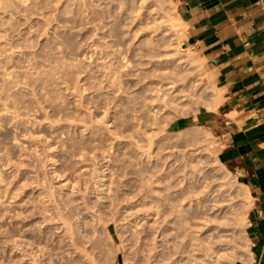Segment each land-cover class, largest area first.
<instances>
[{
    "label": "rangeland",
    "instance_id": "1",
    "mask_svg": "<svg viewBox=\"0 0 264 264\" xmlns=\"http://www.w3.org/2000/svg\"><path fill=\"white\" fill-rule=\"evenodd\" d=\"M176 15L173 0H0V264L39 231L59 251L65 219L95 234L97 264H154L198 184L219 207L208 240L243 258L245 184L217 156L227 129L190 120L216 85Z\"/></svg>",
    "mask_w": 264,
    "mask_h": 264
},
{
    "label": "crops",
    "instance_id": "2",
    "mask_svg": "<svg viewBox=\"0 0 264 264\" xmlns=\"http://www.w3.org/2000/svg\"><path fill=\"white\" fill-rule=\"evenodd\" d=\"M173 2L185 27L184 44L204 60L222 96L216 109H199L190 120L216 121L227 129L221 134L224 145L217 149L218 159L248 187L251 197L245 227L250 254L235 264H264V3Z\"/></svg>",
    "mask_w": 264,
    "mask_h": 264
},
{
    "label": "bare ground",
    "instance_id": "3",
    "mask_svg": "<svg viewBox=\"0 0 264 264\" xmlns=\"http://www.w3.org/2000/svg\"><path fill=\"white\" fill-rule=\"evenodd\" d=\"M175 19L178 21L180 25L179 27L182 29L180 34L183 35L184 34L183 21L180 18V16H178V14L175 16ZM173 23L175 24V22ZM179 47L180 45L178 42L176 48L178 49ZM190 50L192 51V55H190L191 51H189V54H187V56H190L192 59L193 58L195 59L193 55L194 52L192 50V47L190 48ZM201 79L205 80L206 82L209 79V76L204 75ZM169 87H174V84H170ZM221 101H222V96L220 89L215 86L212 91V101L208 105V108L216 109L219 103H221ZM201 163H204V161H201ZM201 170L202 168H199L197 170V174H200ZM200 186H202V188L199 190ZM205 188L206 185L198 184V186L192 188L190 191L185 190L178 193L177 201L179 203L175 204L174 206L175 207L178 206V208H176L177 216H181L183 217V219H181L180 222L175 224L176 226H174V229L177 232L175 237L166 238L167 242L172 241V243H170L168 246H166L167 244L165 243L164 247H167L166 250L163 253H161V259H157V261H155L154 264H165L164 262L171 259V257L175 254H177V257L171 262V264H235L236 250H234L233 247L228 249L229 247L225 246L227 245V243L222 241L218 242V240H213L210 242L207 238L206 231L210 229L211 226L210 223L212 224V220L208 219L205 216L206 210L211 209V207L208 206H212V207L217 206V208L219 207L218 204L215 203L211 205L205 203V196L207 194ZM243 197L244 199H246V202L249 205L251 197L248 187L246 185H244ZM194 198L195 199L198 198L196 199L198 207L191 209L184 207L179 208L184 200L189 202L192 201ZM41 222L43 223L44 220ZM61 223H62L61 226L59 225L55 226V228H58L59 232H63L62 237L58 240L59 243L58 244L56 243L55 244L56 246L54 247L56 249H59V251L51 250L53 248L47 244V242L45 241V235L42 234L41 231L37 232L36 235L34 236V239L31 241L24 242L19 240V241L10 242L6 240L5 242L8 244L6 245L7 247H12L19 250L18 252L22 251L21 255L24 258L21 259L23 261L20 264H97L99 263L96 261L97 258L93 254L88 252L87 247L85 248V245H83V243L81 242V239L82 241L83 239L93 241L92 237L93 235L95 236V234L89 233L88 231L82 229V230H78V232H80V234L78 235L75 229L70 227V223L68 222L67 219H65ZM191 223L193 224V226H197L198 229L191 230L190 227V225H192ZM246 224H247V220L245 215H241L240 217H238L237 226L241 231H243V235H244V242L240 247L241 248L240 250L244 253L243 260L247 258L248 254H250L249 239L245 235ZM219 226H220L219 224H216L214 228H217ZM107 228L108 225H106V229ZM193 231H200L201 233L199 236L192 235ZM167 235L168 233L164 232V236ZM55 238L56 237H54V239ZM93 245H91V247ZM24 247H28V249H24ZM94 247L95 245L92 248ZM195 250L196 253L194 252ZM53 252L57 254L56 257H52V255L54 254ZM186 258L187 260H184Z\"/></svg>",
    "mask_w": 264,
    "mask_h": 264
},
{
    "label": "built area",
    "instance_id": "4",
    "mask_svg": "<svg viewBox=\"0 0 264 264\" xmlns=\"http://www.w3.org/2000/svg\"><path fill=\"white\" fill-rule=\"evenodd\" d=\"M262 2L264 3V0H262Z\"/></svg>",
    "mask_w": 264,
    "mask_h": 264
}]
</instances>
